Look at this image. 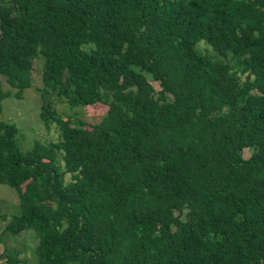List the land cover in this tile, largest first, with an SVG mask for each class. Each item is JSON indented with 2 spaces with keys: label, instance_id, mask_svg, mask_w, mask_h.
Wrapping results in <instances>:
<instances>
[{
  "label": "trees",
  "instance_id": "trees-1",
  "mask_svg": "<svg viewBox=\"0 0 264 264\" xmlns=\"http://www.w3.org/2000/svg\"><path fill=\"white\" fill-rule=\"evenodd\" d=\"M36 57L58 136L23 151L0 120L3 233L38 264H264V0H0V103Z\"/></svg>",
  "mask_w": 264,
  "mask_h": 264
},
{
  "label": "rangeland",
  "instance_id": "rangeland-1",
  "mask_svg": "<svg viewBox=\"0 0 264 264\" xmlns=\"http://www.w3.org/2000/svg\"><path fill=\"white\" fill-rule=\"evenodd\" d=\"M204 46V45H201ZM42 59L36 57L33 66L30 70L31 86L25 88L20 98L11 95L4 98L0 103V120L13 122L17 126V143L21 150L27 151L32 148L34 142L49 143L57 138L58 132L54 124L45 126L39 118V105L46 100H42L39 95L41 86L40 70ZM156 89H159V84L149 77ZM0 80L3 83V89L15 91L14 88L6 82L5 78L0 75ZM47 98L52 101L57 113L62 117H70L75 124L79 121L86 123H96L104 106L95 104L88 108L70 107L64 100L58 99L54 94H48ZM252 153V150L245 149L243 158L247 159ZM21 204L17 191L0 184V214L5 215L6 219L0 217V264H7L5 259L7 255L3 251L17 249L19 251L17 258L18 264H38L34 253V244L36 237L32 228L25 229L16 235L3 233L2 229L12 215L21 212Z\"/></svg>",
  "mask_w": 264,
  "mask_h": 264
}]
</instances>
